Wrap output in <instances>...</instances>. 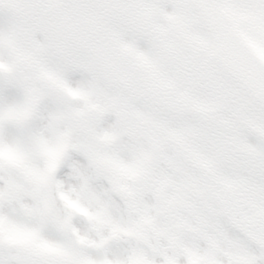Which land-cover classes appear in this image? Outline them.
<instances>
[{"label": "clouds", "instance_id": "obj_1", "mask_svg": "<svg viewBox=\"0 0 264 264\" xmlns=\"http://www.w3.org/2000/svg\"><path fill=\"white\" fill-rule=\"evenodd\" d=\"M0 101V264H264V0H0Z\"/></svg>", "mask_w": 264, "mask_h": 264}, {"label": "snow or ice", "instance_id": "obj_2", "mask_svg": "<svg viewBox=\"0 0 264 264\" xmlns=\"http://www.w3.org/2000/svg\"><path fill=\"white\" fill-rule=\"evenodd\" d=\"M20 107V105L0 101V153H15L22 150V129L17 131L15 136L9 134L10 125L16 124L20 128L19 123L11 119L12 114L19 111ZM0 192L9 193L8 199L0 202V245L7 242L5 230L36 235L35 222L30 219L33 207L12 192L11 182L3 171H0ZM29 264H45V262L36 260L29 261Z\"/></svg>", "mask_w": 264, "mask_h": 264}]
</instances>
